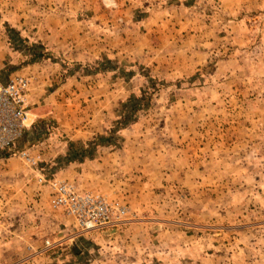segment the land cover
Instances as JSON below:
<instances>
[{"label":"rangeland","instance_id":"obj_1","mask_svg":"<svg viewBox=\"0 0 264 264\" xmlns=\"http://www.w3.org/2000/svg\"><path fill=\"white\" fill-rule=\"evenodd\" d=\"M0 67L107 102L102 133L30 119L32 164L0 163V264H264V0H0ZM85 161L92 190L67 177ZM54 180L127 215L83 231L52 208Z\"/></svg>","mask_w":264,"mask_h":264},{"label":"built area","instance_id":"obj_2","mask_svg":"<svg viewBox=\"0 0 264 264\" xmlns=\"http://www.w3.org/2000/svg\"><path fill=\"white\" fill-rule=\"evenodd\" d=\"M30 80L15 75L7 82L0 81V163L12 157L33 162L29 153L20 147L30 129L28 93ZM53 191L51 206L74 218L83 231L111 228L119 225L127 209L96 193L79 192L75 185L61 180L48 182ZM3 200L0 192V203ZM50 247V243H47Z\"/></svg>","mask_w":264,"mask_h":264},{"label":"crops","instance_id":"obj_3","mask_svg":"<svg viewBox=\"0 0 264 264\" xmlns=\"http://www.w3.org/2000/svg\"><path fill=\"white\" fill-rule=\"evenodd\" d=\"M54 21V25L56 26L58 36H53L52 39L56 40L58 42L61 41L60 38L63 39L61 43H67L70 45H75L73 41H71L72 38H74L73 35H71V32L67 33V37H64L61 33V31H58V28H62L58 23L60 21ZM55 32V28L53 29V33ZM77 38L79 39V34L77 33ZM57 37V38H56ZM97 57H90L86 56L83 59L77 60V61H92L96 59ZM69 60V59H68ZM3 68L0 67V72ZM56 71V70H55ZM56 73V72H55ZM15 75H21L22 74H13L10 78H12ZM42 75V74H41ZM38 76V75H37ZM37 76L35 78H28L30 80V89L28 93V101L30 106V119L31 122L38 123V120H48V118L54 119L61 130H63L68 136L75 137V138H91L92 136H96L98 133H102V116H103V103H107L106 100L103 98L102 93V86L97 85L96 83H92L95 85L90 86H82L80 88H75V83H72V80L69 81L66 85H57L56 91H53L52 93L48 94L46 89L44 88L43 84L42 86L39 85L37 82ZM43 76V75H42ZM40 78V77H39ZM41 79V78H40ZM43 80H41L42 82ZM40 82V83H41ZM71 82V83H70ZM44 85H48L45 84ZM70 90H74L75 98L73 101H76L74 104V107L71 110H69V105L65 106V104L61 101L63 99L64 92H68ZM109 96H112L114 98V95L110 93ZM106 98V97H105ZM111 101V99H110ZM82 108L85 110L81 111ZM94 108L95 110H93ZM98 109V111H97ZM65 112L68 114L75 113L76 115H79L80 112L84 113V115H87L88 117L84 120V122H79L78 119H71L65 118ZM88 119V121H86ZM85 164H71L68 167V179L70 182L76 183L81 189L86 190H92L94 188L95 184H89L88 177L90 175H86V169L92 165L91 162L85 161ZM81 167V168H80ZM83 167V168H82ZM81 172L83 170V174H78V171ZM93 177L97 178L98 180H103V176H99L95 173H93ZM102 188V187H101Z\"/></svg>","mask_w":264,"mask_h":264}]
</instances>
